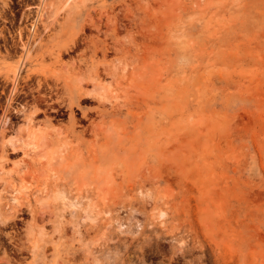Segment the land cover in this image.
<instances>
[{
	"label": "rangeland",
	"instance_id": "obj_1",
	"mask_svg": "<svg viewBox=\"0 0 264 264\" xmlns=\"http://www.w3.org/2000/svg\"><path fill=\"white\" fill-rule=\"evenodd\" d=\"M0 264H264V0H0Z\"/></svg>",
	"mask_w": 264,
	"mask_h": 264
},
{
	"label": "bare ground",
	"instance_id": "obj_2",
	"mask_svg": "<svg viewBox=\"0 0 264 264\" xmlns=\"http://www.w3.org/2000/svg\"><path fill=\"white\" fill-rule=\"evenodd\" d=\"M18 74V73H17ZM35 137L33 136L32 141H26L24 139V142L21 140V144L24 146H27L30 149H33L35 147V141H34ZM28 140V139H27ZM101 175V174H100ZM99 176V175H98ZM88 186V185H87ZM100 191V189H98ZM102 192V191H101ZM100 192V193H101Z\"/></svg>",
	"mask_w": 264,
	"mask_h": 264
}]
</instances>
